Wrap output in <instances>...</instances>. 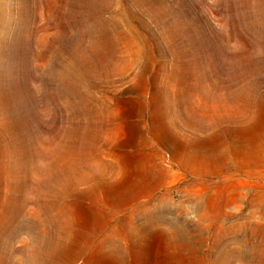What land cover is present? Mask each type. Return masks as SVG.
<instances>
[{"label":"rangeland","instance_id":"1","mask_svg":"<svg viewBox=\"0 0 264 264\" xmlns=\"http://www.w3.org/2000/svg\"><path fill=\"white\" fill-rule=\"evenodd\" d=\"M89 1L0 0V264H264V0Z\"/></svg>","mask_w":264,"mask_h":264},{"label":"bare ground","instance_id":"2","mask_svg":"<svg viewBox=\"0 0 264 264\" xmlns=\"http://www.w3.org/2000/svg\"><path fill=\"white\" fill-rule=\"evenodd\" d=\"M89 2H91V5L89 7H90V9H92V11L103 12L106 8L109 7V5L111 3V0H91ZM31 30H32V28H29L27 30V34H25V36L23 38L25 41H28L29 40L28 34L31 33ZM177 53H179V52H177ZM176 55H178V54H176ZM136 56L137 57L139 56V51L138 50L135 51V57ZM69 70L70 69L68 67V63H65L64 62L63 67H62V71L59 73V77L58 78L63 79V80L67 79L68 76H69ZM175 82H176L175 85H178V81L175 80ZM240 82L241 83L239 84V86H238V88L236 90H231L228 93V95L222 96V97H219L218 98V105L213 106V111H212L213 112L212 115L214 117H216V118L210 117L208 115V110H206L205 108H203V106H199V105H195V106H192L190 108L189 111L191 113V116H194L195 114H197L199 112H202L207 117H210L209 120L212 123L213 122H217L219 117L228 116V115H231L234 118L237 117L238 119H245V120H247V118H249V116L251 114V108H250V105L247 103V96H246V92H245V87L242 84V78H241V81ZM238 99L241 101L240 104H236V100H238ZM204 151L207 152V151H210V150L205 149ZM201 160H202V162L201 163H198V164H200L201 166H204V167L207 166L208 158H203ZM250 160H251V158H248L247 157L246 160L243 159V163L245 165H249L250 166L252 164V161H250ZM255 161H256L255 164H257V165H254V166L257 167L258 164L260 163V158L257 157V159H255ZM222 162H223V164L222 165L221 164H218L217 167L218 166L219 167L220 166L224 167L226 165V162L224 161V159H223ZM61 174H63V173H61ZM63 175L66 176L67 181L69 182V184L73 188H76V187H78L80 185L87 184L95 176L94 174L88 173L86 171H77V169H75V168H73L69 173H66V174H63ZM56 182H57V184H59L60 183V179H58ZM60 192L62 193L63 191H60ZM43 193L44 194H48V193H51V191L49 189H45L43 191ZM2 216H3V213H0V219L2 218ZM44 250L45 249H41V248L35 249L36 253L37 252L40 253L39 256L41 255V253L44 252ZM112 254H114V253L112 252ZM34 257H35L34 255H31V257H29L28 259L32 262V261H34Z\"/></svg>","mask_w":264,"mask_h":264}]
</instances>
